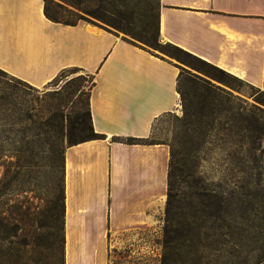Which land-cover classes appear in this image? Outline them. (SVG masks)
Segmentation results:
<instances>
[{"label":"crops","instance_id":"0c3cea01","mask_svg":"<svg viewBox=\"0 0 264 264\" xmlns=\"http://www.w3.org/2000/svg\"><path fill=\"white\" fill-rule=\"evenodd\" d=\"M159 2L162 39L264 89V0ZM44 6V0H0V68L36 87L65 67L95 75L90 106L102 136L65 150V264H110L113 246L155 257L170 146L128 138H149L155 122L181 106V68L101 24L51 20Z\"/></svg>","mask_w":264,"mask_h":264},{"label":"trees","instance_id":"16d2710c","mask_svg":"<svg viewBox=\"0 0 264 264\" xmlns=\"http://www.w3.org/2000/svg\"><path fill=\"white\" fill-rule=\"evenodd\" d=\"M65 1L106 20L105 15L98 11L99 7L87 9L81 7L80 1ZM98 1L99 4L105 3V0ZM44 3L45 15L51 20L76 24L84 17L82 13L68 9L58 2L46 0ZM63 9L67 10V13H64ZM151 30L150 23L146 21L140 31L132 34L147 44L160 46L159 13L154 30ZM164 47L174 50V56L178 59L185 60L182 58L184 55L201 63L208 68L201 70L221 81L225 80V76L240 78L176 44L166 42ZM80 70L83 72L68 77ZM13 77L15 81L0 79V158L6 155L9 165L7 172L0 176V258L8 259L0 260V263L65 264V150L71 144L102 136L94 129L90 106L91 92L96 82L95 75L79 66L65 67L48 82L57 85L65 79L64 83L60 87L43 92L29 82ZM185 80H192L204 86L209 92H223L222 88L209 80L184 68L181 69L178 90L183 105V116L179 117L183 128L175 142L171 144L165 142L170 146L169 192L165 211L179 193L223 199V192L217 190L212 182L195 175V170L199 166L197 153L203 143L206 144L211 138L219 135L231 146H235L237 136H241L250 140V149L253 152V149L260 148L256 147V141L264 135V112H252L248 124L238 125L235 113L226 112L228 108L219 107L217 104L206 105L201 98L202 93L195 92L193 97L190 89L183 88ZM19 92L21 93L17 100L15 94ZM219 116L222 118L218 119ZM217 119L219 122L224 120V124L216 126ZM147 140L149 138H128L129 142ZM45 148L51 152L50 161L53 165L57 160V154L62 161V176L58 184H55L56 191H53L47 213L43 215L45 212L43 209L19 205L9 214L4 213L1 207L6 201L2 196L11 188L12 181L23 172H31L32 177L33 170L40 165ZM233 150L235 149H231L230 152ZM12 156H15V159H12ZM13 166V174L6 179ZM182 184L184 188L180 189L179 186ZM47 217L49 220H46ZM248 218L246 206L227 203L221 211L203 212L201 217L195 214L192 219L182 221V224L190 239L188 244L195 251L205 247L225 254L227 257L225 264H264V220L250 221ZM46 229L48 233L55 235L56 239L59 237L60 241L61 256L54 263L45 259L40 252L42 247L51 249L53 243H56V239L55 242L44 240ZM171 230L165 228L166 232ZM28 251L31 253L26 257ZM24 258L31 262L22 261Z\"/></svg>","mask_w":264,"mask_h":264},{"label":"rangeland","instance_id":"374dc122","mask_svg":"<svg viewBox=\"0 0 264 264\" xmlns=\"http://www.w3.org/2000/svg\"><path fill=\"white\" fill-rule=\"evenodd\" d=\"M52 1L82 13L84 17L80 20L101 24L128 40L143 44L155 52H161L172 57L181 69L189 70L219 86L223 89V92H209L204 86L196 84L192 80H185L183 83V88L190 89L193 97H195V92L202 93L201 98L206 105L217 104L219 107L228 108L226 112H234L238 118L236 121L238 125L248 124L252 112H264L263 88L240 78L229 76H225V80L221 81L201 70L208 69L201 63L184 55H182V58L185 60L178 59L174 56V50L164 47L166 41L161 37H159L161 45L154 46L143 42L132 34V32L140 31L146 21L150 23L151 31L154 30L158 19L159 0H105L104 4H99L98 0H77L80 1L81 7L87 9H98L99 7L98 11L105 15L106 20L91 14V12L76 8L65 0ZM63 12L67 13V10L63 9ZM81 72L83 71L73 72L68 77ZM0 79L15 81L11 74L1 68ZM64 80L62 79L57 85L47 83L38 87V89L41 92L55 89L60 87ZM20 93L15 94L17 100ZM182 116L183 105L181 102V106L176 111L162 115L155 122L149 140L170 144L175 142L183 128L179 119ZM220 118L222 117L219 116L218 119ZM218 119L215 122L216 126L224 124V120L219 122ZM250 147V140L241 138V136H237L235 146H231L219 135L211 138L208 143H203L197 153L199 166L195 170V175L212 182L217 190L223 192V199L179 193L172 199L167 206V210L163 213L160 254H156L155 257L151 258H141L133 254L129 248L113 246L111 248L110 264H194L195 262H198V264H225L227 259L225 254L211 251L205 247H202L199 251L192 249V246L188 244L190 239L186 234L182 221L192 219L195 214L201 217L203 212L221 211L227 203L246 206L250 221L264 220V135L256 141V147L260 148H255L252 152ZM233 148L235 149L233 150L234 153L230 152ZM43 153L40 165L33 170L32 177L31 172H23L17 179L12 181L11 188L2 196L6 201L1 207V210H5H3L4 213L9 214L17 205L31 209L40 208L45 211L43 215L47 213L50 200L53 198V191H56L54 189L55 184H58L62 176V161L60 155L57 154V160L53 165L50 161L51 152L45 148ZM11 158L15 159V156ZM6 159V155H2L0 158V176L7 172L9 165ZM11 170L8 172L6 179L13 174L14 166L11 167ZM179 188L183 189L184 185L182 184ZM46 220H49L48 217ZM167 227L172 230L166 232L165 228ZM55 239V235L48 233V229H46L44 240L55 242ZM45 241L44 244H46ZM158 243L159 241L156 239V244ZM40 252L49 262L54 263L59 260L61 256L59 237H57L56 243H53L51 249L42 247ZM30 253L31 251H28L26 257ZM0 260L7 261L8 259L4 257ZM24 260L31 262L27 258L22 261Z\"/></svg>","mask_w":264,"mask_h":264}]
</instances>
